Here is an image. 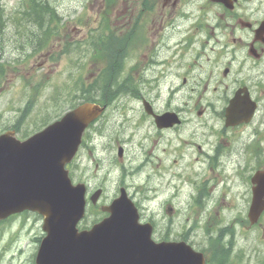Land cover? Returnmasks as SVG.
<instances>
[{"label":"flooded vegetation","instance_id":"af4514ba","mask_svg":"<svg viewBox=\"0 0 264 264\" xmlns=\"http://www.w3.org/2000/svg\"><path fill=\"white\" fill-rule=\"evenodd\" d=\"M137 1L123 0L119 14H132L127 30L118 27L104 84L91 74L87 85L103 113L73 162L87 189L80 229L126 193L140 207L169 206L165 218L152 211L157 242L218 254L214 264H264L250 221L253 177L264 171V10L248 0L232 10L211 0Z\"/></svg>","mask_w":264,"mask_h":264},{"label":"water","instance_id":"95a60500","mask_svg":"<svg viewBox=\"0 0 264 264\" xmlns=\"http://www.w3.org/2000/svg\"><path fill=\"white\" fill-rule=\"evenodd\" d=\"M215 1L228 5V0ZM100 113L98 107L85 104L25 142L13 131L0 136V220L26 209L44 216L48 234L36 264H163L167 258L160 254L168 251L173 252L169 264H194L175 249L159 251L150 239V225H139L135 209L129 207L112 206L111 217L92 233L78 232L85 189L72 185L65 165L75 155L85 128ZM261 197L255 195L253 222L264 210Z\"/></svg>","mask_w":264,"mask_h":264},{"label":"rangeland","instance_id":"374dc122","mask_svg":"<svg viewBox=\"0 0 264 264\" xmlns=\"http://www.w3.org/2000/svg\"><path fill=\"white\" fill-rule=\"evenodd\" d=\"M53 1L59 21L64 25L60 33L63 35L54 37L49 50L36 53L29 50L26 30L19 34L16 29L19 26L12 20L7 21L0 46V51L4 50V58L7 59L6 77L0 83V135L20 121L29 103H32V108L21 122V133L31 136L62 118L78 100L77 93L73 92L74 87L85 84L87 88L88 75L103 64L96 57L94 44L87 36L102 33L108 42L110 36L118 37V27L128 29L125 23H128L132 14L131 11L128 15H120L119 12L124 10L123 0H116V9L108 19L109 30L102 32L98 23L101 22L99 14L104 0ZM132 1L139 4L137 0ZM0 3L8 17L19 16L14 11L22 7L21 0H2ZM248 4L253 9L264 10V0H248ZM128 6H131L130 1ZM191 21L181 19V25H190ZM94 40L98 47L102 46V39L95 35ZM75 43L79 44L76 50L66 54V46L73 47ZM22 45L25 46L23 49ZM19 138L22 139L20 134ZM154 206L145 205L146 208ZM160 209L163 215L165 206L161 205ZM42 223V218L29 213L0 225V264H34L38 249L36 240L42 236ZM254 230V237L259 240L255 246L263 247L262 230Z\"/></svg>","mask_w":264,"mask_h":264},{"label":"trees","instance_id":"16d2710c","mask_svg":"<svg viewBox=\"0 0 264 264\" xmlns=\"http://www.w3.org/2000/svg\"><path fill=\"white\" fill-rule=\"evenodd\" d=\"M21 5L23 8L17 10L16 12L19 13L20 16L14 18L15 22L18 23L16 25L19 26L17 28L19 31L18 30L17 31L18 33H22L24 32V30H26V42L30 45H33L34 42L36 41L34 44L36 45V47L35 48L33 47V49L34 51H40L41 46L42 47L46 46L49 43V41H51L50 38L54 36V31L57 29V22L59 20V17L57 10L54 7V1L53 0H21ZM0 13H1L0 14V46H1V42H2L1 37L3 36L4 34L3 32L5 31V26H3V23H5V18L3 16L5 11L0 10ZM19 23H21L22 25H20ZM20 29H22V31H20ZM4 75H5L4 66L3 64H0V79H2ZM28 110L29 108H27L26 111L23 112L22 119L27 115ZM17 128L19 130V125L17 126Z\"/></svg>","mask_w":264,"mask_h":264},{"label":"bare ground","instance_id":"6f19581e","mask_svg":"<svg viewBox=\"0 0 264 264\" xmlns=\"http://www.w3.org/2000/svg\"><path fill=\"white\" fill-rule=\"evenodd\" d=\"M1 14V13H0ZM5 14V13H4ZM4 16V15H3ZM10 18V17H9ZM21 18V17H20ZM4 20V19H3ZM24 21V20H23ZM4 22V21H3ZM10 22V21H9ZM18 22V21H17ZM20 22V21H19ZM13 23V22H12ZM27 23V22H26ZM5 23H3V26H5L4 25ZM18 24V23H17ZM20 25H22L21 23H19ZM12 25H14V24H12ZM23 27V26H22ZM30 28V27H29ZM17 29V28H16ZM23 29V28H22ZM18 30V29H17ZM19 31V30H18ZM25 31V30H24ZM15 32V31H14ZM4 35V34H3ZM41 36V35H40ZM23 37V36H22ZM21 38V37H20ZM29 39V38H28ZM42 39V38H41ZM20 40V39H19ZM40 40V39H39ZM38 40V41H39ZM35 41V40H34ZM23 42H24V40H23ZM36 42V41H35ZM35 42H34V44H35ZM39 43V42H38ZM29 45V44H28ZM28 48V47H27Z\"/></svg>","mask_w":264,"mask_h":264}]
</instances>
